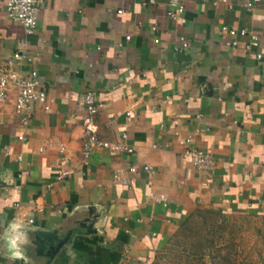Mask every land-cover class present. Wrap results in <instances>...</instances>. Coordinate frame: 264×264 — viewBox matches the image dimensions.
Masks as SVG:
<instances>
[{
  "label": "crops",
  "instance_id": "0c3cea01",
  "mask_svg": "<svg viewBox=\"0 0 264 264\" xmlns=\"http://www.w3.org/2000/svg\"><path fill=\"white\" fill-rule=\"evenodd\" d=\"M248 1L183 0L173 21L168 0H40L27 37L0 0V66L24 50V70L52 100L48 114L32 107L27 127L13 92L0 106V264H151L195 212L264 213V0L250 11ZM222 26L256 35L259 48L247 37L231 46ZM87 92L100 105L98 137L125 134L131 154L82 156ZM187 138L213 172L192 166ZM116 171L135 184L114 182ZM13 220L28 231L23 259L9 251Z\"/></svg>",
  "mask_w": 264,
  "mask_h": 264
},
{
  "label": "built area",
  "instance_id": "2783aa9c",
  "mask_svg": "<svg viewBox=\"0 0 264 264\" xmlns=\"http://www.w3.org/2000/svg\"><path fill=\"white\" fill-rule=\"evenodd\" d=\"M4 2L6 16L9 21L17 23L21 26L24 36H31L34 34L38 23V9L37 2L40 0H2ZM159 0H146L145 4H154ZM227 3V0H221ZM260 0H250L244 4L247 11H250L253 6ZM184 12L183 0H168L167 2V16L173 21L182 19ZM120 13V12H119ZM221 32L227 34L231 40L228 44L236 46L235 38L247 37L248 43L246 47L248 50L259 48V38L256 35L248 33L244 29H234L227 26H222ZM157 43V41H156ZM182 48H186L187 44L184 40L181 43ZM175 50H180L178 47ZM262 55L257 54V58L261 59ZM31 62L30 57L24 50L18 49L6 58L4 65L0 66V106L4 104L11 92L14 93V116L21 126L27 127L32 118L33 109L35 105L43 113L51 112L52 100L49 99L46 93L38 86V74L35 69L25 71V65ZM79 105L82 108L83 116L81 121L83 143L81 147V154L88 158L91 152L96 148L109 150L116 153L131 154L133 149L125 144L126 135L121 136L120 141L111 143L101 140L98 137L97 126L95 124V116L98 113L100 105L93 92H87ZM36 108V109H37ZM35 109V110H36ZM35 112V111H34ZM126 113V116H129ZM23 140V137H19ZM179 144L184 146V154L190 159L192 166L200 172H213L215 169V160L206 151L199 150L192 145L189 138L179 141ZM60 152L64 148L60 146ZM136 166H131L127 172L133 173L136 171ZM143 171L153 174L151 166H143ZM69 173L61 170L57 174V180L64 179ZM114 182L120 183L124 186L131 187L135 184L133 179L124 176L120 171H116L112 177ZM149 198L154 202H164V196H157L153 193L149 194ZM32 223V220L29 221Z\"/></svg>",
  "mask_w": 264,
  "mask_h": 264
},
{
  "label": "rangeland",
  "instance_id": "374dc122",
  "mask_svg": "<svg viewBox=\"0 0 264 264\" xmlns=\"http://www.w3.org/2000/svg\"><path fill=\"white\" fill-rule=\"evenodd\" d=\"M192 215L151 264H264V213Z\"/></svg>",
  "mask_w": 264,
  "mask_h": 264
},
{
  "label": "clouds",
  "instance_id": "9594fccd",
  "mask_svg": "<svg viewBox=\"0 0 264 264\" xmlns=\"http://www.w3.org/2000/svg\"><path fill=\"white\" fill-rule=\"evenodd\" d=\"M6 231L11 258L23 259L25 255V246L29 244L28 231L25 225L13 220L9 223Z\"/></svg>",
  "mask_w": 264,
  "mask_h": 264
},
{
  "label": "trees",
  "instance_id": "16d2710c",
  "mask_svg": "<svg viewBox=\"0 0 264 264\" xmlns=\"http://www.w3.org/2000/svg\"><path fill=\"white\" fill-rule=\"evenodd\" d=\"M197 213H199V212H197ZM206 214H211V213H216V214H218V213H220V212H205ZM191 217H193V215H191L188 219H190ZM187 219V220H188Z\"/></svg>",
  "mask_w": 264,
  "mask_h": 264
}]
</instances>
